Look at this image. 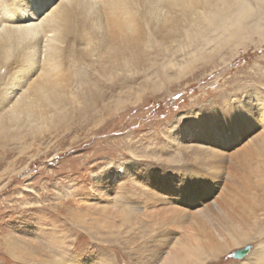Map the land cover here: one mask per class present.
I'll return each mask as SVG.
<instances>
[{
  "label": "rangeland",
  "instance_id": "1",
  "mask_svg": "<svg viewBox=\"0 0 264 264\" xmlns=\"http://www.w3.org/2000/svg\"><path fill=\"white\" fill-rule=\"evenodd\" d=\"M249 5L254 15L258 6L252 0ZM253 15L240 30L241 43L237 40L206 55L186 44L176 56L162 59L168 64L162 73L154 68L141 72L133 94L119 102L110 100L108 110L79 114L74 109L75 114L65 116L58 127L38 131L28 126L26 132L32 133L27 138L1 143L0 158L7 153L9 157L0 166V264H183V256L176 260L173 252L175 247L185 251L189 245L181 244L192 233L217 247L211 256L204 254L206 259L193 258L200 264H264V152L253 160L259 176L240 157L264 134L259 126L231 146L212 145L210 149L224 151L227 162L205 168L213 176L210 180L216 182L215 176L218 181L209 196L189 204L193 208L183 198L169 205L199 211L236 194L250 207L235 214L236 222L225 221L228 224L215 229L208 224L207 231L191 230L188 223L162 234L165 228L152 227L153 218L146 217L164 207L156 198L155 207L146 203L156 195L152 190L164 191L161 176L184 178L190 185L183 190L194 183L185 172L172 176L169 171L182 165L190 152L185 146L190 141L178 138L186 116L198 109L221 110L225 97H238L243 91L264 95V15L262 25ZM200 138L191 144L201 143ZM125 165L131 169L128 175L121 169ZM143 170L149 175L136 173ZM213 230L216 235L210 238ZM246 248V256L235 257Z\"/></svg>",
  "mask_w": 264,
  "mask_h": 264
},
{
  "label": "bare ground",
  "instance_id": "2",
  "mask_svg": "<svg viewBox=\"0 0 264 264\" xmlns=\"http://www.w3.org/2000/svg\"><path fill=\"white\" fill-rule=\"evenodd\" d=\"M250 2L0 0V144L7 139L27 138L32 133L26 132L28 126H34L32 128L38 131L58 127L57 124L65 116L75 114L74 109L79 114L83 111L95 114L108 110L110 100L119 102L133 94L141 72L147 73L154 68L162 73L168 66L162 59H167V55L168 58L176 56L186 44L204 50L200 54L206 55L214 49L220 50L235 43L242 34L240 30L252 21ZM252 2L258 6L253 20L261 24L264 0ZM206 36L209 39L204 40L203 37L208 38ZM238 41L242 42L241 39ZM174 46L181 47L177 49ZM210 48L213 49L206 51ZM74 104L78 106L75 108ZM260 105L263 111L257 112ZM186 119L178 127L180 136H175L182 141H190L185 145L190 152L182 165L169 171L172 176L185 172L188 176L186 179L194 180V183L190 189L183 190L189 184L184 178L157 175L164 179L160 183L164 191L152 190L156 195L146 198V203L151 207L158 204L152 200L154 198L164 205L157 211L159 215L155 211L146 215L153 218V221L150 219L152 227L165 228L162 234L168 229L183 228L188 223L191 230L204 228L207 231L208 224L213 229L219 228L236 222L235 214L249 207L246 199L243 202L236 194L222 197L221 202L228 211H224L218 201H212L211 207L190 212L169 205L183 198L182 201L186 200V205L193 208L189 204L194 205L200 199L203 201L218 187L217 177L214 176L216 182L211 181L213 176L205 172V168L212 167L217 161L226 163V156L223 150L210 148L217 143L231 146L240 135H245L247 130L256 126L263 128L264 132V95L258 96V93L256 95L249 91H243L238 97L236 94L229 95L222 101L221 110L214 108L204 113L198 109L189 113ZM196 136L201 137V143L191 144ZM33 137H36L34 132ZM263 152L264 134L255 141L252 149L240 153L241 162L248 161L257 176L261 173L260 169L254 167L253 160ZM7 155L0 158V166L9 157ZM121 169L124 175L131 173L128 165ZM136 173L143 176L150 172L143 170ZM197 189L199 191H195ZM190 198L196 200L190 201ZM213 212L224 221L216 219ZM198 234L192 233L190 240L181 244V247L189 245L185 248L186 252L175 247L173 254L176 260L183 256V264H200V260L193 258L206 259L204 254L211 256L214 253L216 244L210 239L201 242ZM208 235L214 238L216 234L213 230ZM193 251L196 254L190 256Z\"/></svg>",
  "mask_w": 264,
  "mask_h": 264
},
{
  "label": "water",
  "instance_id": "3",
  "mask_svg": "<svg viewBox=\"0 0 264 264\" xmlns=\"http://www.w3.org/2000/svg\"><path fill=\"white\" fill-rule=\"evenodd\" d=\"M250 252V248H246L244 250H238L235 252V257L236 258H243L244 256H246L248 253Z\"/></svg>",
  "mask_w": 264,
  "mask_h": 264
}]
</instances>
